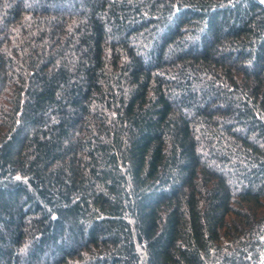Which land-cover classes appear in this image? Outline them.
Listing matches in <instances>:
<instances>
[{"label": "trees", "instance_id": "16d2710c", "mask_svg": "<svg viewBox=\"0 0 264 264\" xmlns=\"http://www.w3.org/2000/svg\"><path fill=\"white\" fill-rule=\"evenodd\" d=\"M0 264H264V0H0Z\"/></svg>", "mask_w": 264, "mask_h": 264}]
</instances>
